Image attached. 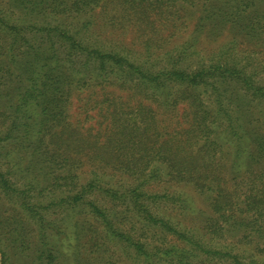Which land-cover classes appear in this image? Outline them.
<instances>
[{
    "label": "trees",
    "instance_id": "trees-1",
    "mask_svg": "<svg viewBox=\"0 0 264 264\" xmlns=\"http://www.w3.org/2000/svg\"><path fill=\"white\" fill-rule=\"evenodd\" d=\"M98 12L132 27L133 46L93 37ZM80 96L85 118L73 121ZM1 103L0 212L18 215L14 232L37 231L33 246L20 233L14 253L258 264L264 0H4ZM178 182L208 198L197 227L183 222L189 200L170 192ZM0 251V264H17Z\"/></svg>",
    "mask_w": 264,
    "mask_h": 264
},
{
    "label": "rangeland",
    "instance_id": "rangeland-1",
    "mask_svg": "<svg viewBox=\"0 0 264 264\" xmlns=\"http://www.w3.org/2000/svg\"><path fill=\"white\" fill-rule=\"evenodd\" d=\"M4 0H0L2 2ZM113 15V12H98L95 16V24L91 29V34H93L95 38H101L106 42H111L113 44H117L118 46H128L132 47L135 41V30L132 27H123L119 22L122 18L114 16L116 19H112L110 16ZM147 34H144L143 38H146ZM156 34L155 36H157ZM191 34L187 32L184 36L178 38V42L182 41L184 37L190 38ZM160 36H157L159 40ZM114 46V45H113ZM125 46V47H126ZM259 55V54H257ZM82 97H73V102L70 107V114L73 121L79 120L83 121L85 118V114L82 113L81 105H82ZM11 101V99H10ZM5 105L0 104V111L5 110ZM93 115V113H91ZM95 120H88L85 122V126L94 125ZM181 191L182 197L190 202V208L187 210V215L183 218V222L188 225L196 224L201 225L206 217L211 216L212 212L209 207V201L206 195L201 194L195 189L192 185L187 183H174L170 186V192L173 191ZM16 218L18 219V215H15L14 212L8 207H1L0 212V248L4 251L10 250L14 257L17 260V264H40L38 260L37 254L33 251V249L28 250L25 254L14 253V239L19 237V234H26V245L33 246L34 234H37L35 230H18L14 232L15 228H20ZM1 221H5L1 222ZM14 233V234H13ZM249 244L247 248H249ZM69 252L71 250H68ZM71 253V252H70ZM250 253V252H248ZM251 254V253H250ZM0 255L2 256V252L0 251ZM73 256V255H71ZM252 261L258 264H264V254H254L252 257ZM68 263L73 264V257L68 258Z\"/></svg>",
    "mask_w": 264,
    "mask_h": 264
}]
</instances>
